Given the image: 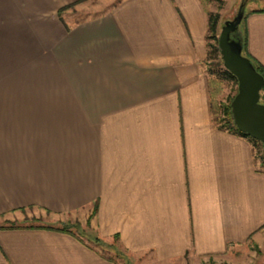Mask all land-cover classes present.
<instances>
[{
	"label": "crops",
	"instance_id": "0c3cea01",
	"mask_svg": "<svg viewBox=\"0 0 264 264\" xmlns=\"http://www.w3.org/2000/svg\"><path fill=\"white\" fill-rule=\"evenodd\" d=\"M78 1L0 0V216L97 203L92 237L111 248L0 226V264L205 263L264 244V166L215 121L210 5L121 0L67 28L58 12ZM260 9L244 28L264 67ZM46 71L67 97H46Z\"/></svg>",
	"mask_w": 264,
	"mask_h": 264
},
{
	"label": "rangeland",
	"instance_id": "374dc122",
	"mask_svg": "<svg viewBox=\"0 0 264 264\" xmlns=\"http://www.w3.org/2000/svg\"><path fill=\"white\" fill-rule=\"evenodd\" d=\"M119 1L121 0H80L62 8L58 12V15L60 20L66 25V27H68V25H73L107 12ZM205 1L208 5H210V8L213 11L212 13L219 14V36L221 26L224 21L233 19L238 11L240 3L246 0ZM215 64V60L209 61L207 63V70L212 81V92L214 94V102L216 106L215 119L220 122L224 116L223 108L229 103V99L237 92V83L234 80L221 79L218 74L219 72H222V68L216 66ZM54 82L52 71H46V97H67V87H62L58 84L55 85L56 83ZM261 95L264 96V92H262ZM260 102L264 103V100L260 98ZM254 151L257 161L261 163L260 148L256 146ZM93 210L94 206L88 213V218H86L85 212L56 215L33 208L23 209L8 215L0 216V226H17L26 223L52 225L61 229H68L70 232L78 237H81L83 240L90 241L89 238L92 237L91 220L93 218ZM262 252H264V244L260 243L259 245L254 242H250L232 259H225L224 261L222 258L217 260L209 259L205 263L198 261L197 263L191 264H264V262H262V256H264Z\"/></svg>",
	"mask_w": 264,
	"mask_h": 264
},
{
	"label": "water",
	"instance_id": "95a60500",
	"mask_svg": "<svg viewBox=\"0 0 264 264\" xmlns=\"http://www.w3.org/2000/svg\"><path fill=\"white\" fill-rule=\"evenodd\" d=\"M245 5L242 1L233 19L222 24L218 47L224 68L237 80V92L230 103L234 125L239 132L259 141L264 147V103L260 102L264 76L243 54V33L239 25Z\"/></svg>",
	"mask_w": 264,
	"mask_h": 264
},
{
	"label": "trees",
	"instance_id": "16d2710c",
	"mask_svg": "<svg viewBox=\"0 0 264 264\" xmlns=\"http://www.w3.org/2000/svg\"><path fill=\"white\" fill-rule=\"evenodd\" d=\"M249 0L244 1L246 3L245 5V11H244V16L242 18V21L239 25L240 29L242 30L243 33V54L248 57L249 59H251L254 63V66L256 68V70L262 75L264 76V67H262L261 65H259L258 63H256L254 61V59L247 53V35H246V31L244 28V19H245V15H246V6L248 4ZM65 8V7H64ZM258 11H264V9H260ZM219 14L218 13H209L208 14V35H207V63L211 60H215L216 61V66H219L222 68V72H219V77L221 79H225V80H234L237 83L236 78L229 72L227 71L224 67H223V63L221 61V57H220V51H219V47H218V27H219ZM68 28V27H67ZM211 42V43H210ZM262 92H264V87H262L261 89V94ZM234 97V96H233ZM232 98L229 99V103L223 108V118L220 120V122H218L217 119H215L216 123L219 125V127L221 128H226L229 131L232 132H237L239 134H241L242 136L246 137L249 139V141L251 142L253 148H256V146H258L261 150V160H262V165H264V147H262V144L249 137L246 134H243L241 132L238 131V129L236 128V126L234 125L233 122V117H232V113H231V106L230 103L232 101ZM262 100H264V96L261 95L260 97ZM96 209H97V203L94 205V210L92 213V216L95 215L96 213ZM14 227V226H11ZM62 231H66L69 232L68 229H61ZM89 239H92L94 241V243H96L98 246L103 247L105 249L107 248H111L110 245L102 242L101 240H99L98 238H94V237H90ZM117 236L114 237V242L117 241ZM116 257L121 258V254L116 251L115 252Z\"/></svg>",
	"mask_w": 264,
	"mask_h": 264
}]
</instances>
